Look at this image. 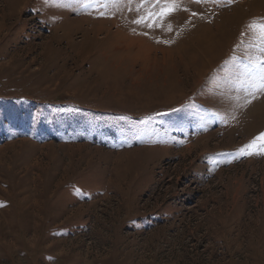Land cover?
Masks as SVG:
<instances>
[{
    "label": "rangeland",
    "instance_id": "obj_1",
    "mask_svg": "<svg viewBox=\"0 0 264 264\" xmlns=\"http://www.w3.org/2000/svg\"><path fill=\"white\" fill-rule=\"evenodd\" d=\"M178 3L0 0V264H264V0Z\"/></svg>",
    "mask_w": 264,
    "mask_h": 264
},
{
    "label": "snow or ice",
    "instance_id": "obj_2",
    "mask_svg": "<svg viewBox=\"0 0 264 264\" xmlns=\"http://www.w3.org/2000/svg\"><path fill=\"white\" fill-rule=\"evenodd\" d=\"M120 0H105L107 3H119ZM131 4L133 0H128ZM199 2V0H197ZM146 6H150L151 10L143 12L138 15L135 23H145L147 27H161L162 23L172 15L179 7L178 0H138L137 12L140 13ZM158 9V10H157ZM196 15V13H193ZM159 21V22H158ZM249 32L252 34L254 40L259 41V47L264 52V21H254L247 26ZM171 31V26L167 28ZM242 35H244L242 33ZM242 76L246 78L248 87L244 89L247 96L255 98V93L264 92V57H261L258 61L249 60V63L245 65V70ZM250 100H245V103H250ZM264 137V133L255 137L249 144L242 146L238 151L241 154H253L251 151L253 148L257 153L264 150V143L257 144V141Z\"/></svg>",
    "mask_w": 264,
    "mask_h": 264
},
{
    "label": "bare ground",
    "instance_id": "obj_3",
    "mask_svg": "<svg viewBox=\"0 0 264 264\" xmlns=\"http://www.w3.org/2000/svg\"><path fill=\"white\" fill-rule=\"evenodd\" d=\"M206 34L209 32V30L208 29H206L205 31H204ZM204 32L202 31V32H200V31H198L197 33H196V37H199V38H201L200 39V44L202 45V46H204L205 45V47H207L208 48V51H210L211 50V46L209 45V44H203L204 42H205V38H207V36L208 35H205L204 34ZM195 34V33H194ZM199 34V35H198ZM199 38H197V41H198V43H199ZM196 40V39H195ZM139 41H141V40H139ZM199 49V48H198ZM200 69H201V66L199 67ZM201 71V70H200Z\"/></svg>",
    "mask_w": 264,
    "mask_h": 264
}]
</instances>
